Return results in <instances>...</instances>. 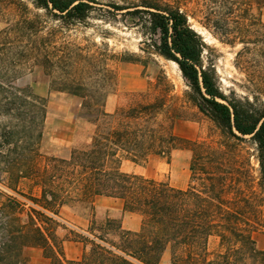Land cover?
<instances>
[{
    "label": "trees",
    "instance_id": "trees-1",
    "mask_svg": "<svg viewBox=\"0 0 264 264\" xmlns=\"http://www.w3.org/2000/svg\"><path fill=\"white\" fill-rule=\"evenodd\" d=\"M31 1L35 9L63 25L85 22L92 4H97L95 0ZM202 1L206 12L198 22L224 45H247L253 36L249 28H264L248 7L251 2L264 6V0ZM104 2V21L136 30L140 52L176 64L189 90L186 102L213 123L219 139L176 136L175 122L184 109L170 105L163 96L135 93L126 105L106 112L103 88L113 82L112 71L106 67L96 71L95 61L79 57L57 65L44 51L47 38L38 37L43 24L25 13L0 30V116L10 125H0L10 130L0 147L16 151L13 137L21 128L24 152L5 156L0 164L7 187L25 200L0 192V264H26L22 251L30 247L39 248L48 264H160L166 250L169 264H264V251L252 238L253 233L264 232V89L251 97L221 91L213 64L203 60L208 47L190 24L183 0ZM120 60L136 59L122 56ZM33 65L48 72L51 92L80 99L74 121L93 127L87 145L74 148L68 159H44V165L37 153L42 133L35 131L45 120V99L34 95L30 86L15 84L22 70ZM54 68L64 69L66 75L52 76ZM247 142L253 153L243 146ZM176 150L191 153L190 185L185 190L124 173L119 167L122 160L143 162L149 155L169 162ZM20 180L31 183L38 195L34 197L31 188L18 193ZM100 196L120 200L122 212L138 215L139 229L123 230L107 219L104 231L117 235V241L111 242L92 233L91 220L85 234L70 233L71 240L88 245V251L78 260L64 261L62 241L55 235L59 209H91L93 198Z\"/></svg>",
    "mask_w": 264,
    "mask_h": 264
},
{
    "label": "rangeland",
    "instance_id": "rangeland-1",
    "mask_svg": "<svg viewBox=\"0 0 264 264\" xmlns=\"http://www.w3.org/2000/svg\"><path fill=\"white\" fill-rule=\"evenodd\" d=\"M95 1L97 4H92V13L85 22L63 25L59 19L46 11L35 9L31 0L13 2L0 0V30L5 25L20 19L25 13L30 19L37 18L44 27L38 37L47 38L48 46L44 51L46 54L49 53L48 55L57 65L61 66L65 61L79 57L95 61L98 64L96 71L101 72L104 67L112 71L113 82L103 88L107 93L104 104L106 112L112 113L116 108L126 105L131 95L135 93H149L151 97L163 96L170 105L181 106L184 109L183 117L175 122L176 136L189 140L217 141L219 132L213 123L186 102L184 96L189 90L176 64L157 55L146 56L140 52L141 39L137 31L125 29L119 23L104 21L105 0ZM237 1L245 2V0ZM183 4L182 8L191 16L190 24L208 47V50L203 52V60L208 59L213 64L221 91L226 95L234 92L241 97H251L257 91H262L261 89H264V28L251 26L249 32L253 35L252 42L244 46L237 44L230 47L220 43L199 24L198 21L206 12V5L202 0H183ZM248 7L249 13L264 24V6L251 2ZM39 41L41 45L42 41ZM122 56H132L136 60L121 61ZM64 72V69L54 68L52 76H64L66 75ZM49 83L48 72L38 65L23 69L21 77L15 81L19 87L30 86L34 95L45 99V120L43 126H37L35 131L42 133L37 149V153L43 157L40 165L46 163L44 159L51 157L68 159L74 148H82L89 143V137L93 132L92 126L77 125L74 121L79 111L80 99L51 92ZM0 125L10 126L8 120L1 116ZM9 131L6 128L3 130L0 126V143L8 140ZM16 133L13 140L17 141L18 149L11 152L8 150L12 149L11 147H0V159L8 155L24 153L21 148L22 129L18 128ZM243 146L249 153H253L252 144L247 142ZM190 157L189 150H176L172 152L169 162L149 155L143 162L122 160L119 167L124 173L165 182L175 189L185 190L190 185L188 170ZM254 165L256 167V164ZM2 170L3 166L0 164V192L25 202L19 194L7 187L6 175ZM29 188L34 197L38 195L37 189L28 181L18 182V193L25 194ZM92 205L91 209L71 206H63L59 209L60 226L55 229V235L62 241L61 257L64 261L78 260L88 251L89 246L71 240L70 233L85 234L91 220L94 229L92 233L111 242L117 241V235L113 231H104L103 224L107 219L114 220L123 230L139 229L141 218L136 214L122 212L120 200L94 197ZM22 216L21 214L20 217ZM252 238L256 248L264 251V232H255ZM210 247L211 249L215 247L214 241L211 242ZM22 255L26 259V264H48L39 248H25ZM169 262L170 254L166 250L160 264H169Z\"/></svg>",
    "mask_w": 264,
    "mask_h": 264
},
{
    "label": "crops",
    "instance_id": "crops-1",
    "mask_svg": "<svg viewBox=\"0 0 264 264\" xmlns=\"http://www.w3.org/2000/svg\"><path fill=\"white\" fill-rule=\"evenodd\" d=\"M135 215V214H134ZM136 216H138V215H136Z\"/></svg>",
    "mask_w": 264,
    "mask_h": 264
}]
</instances>
